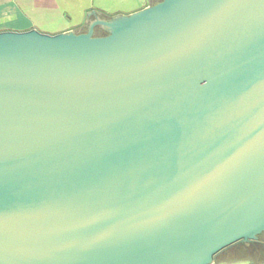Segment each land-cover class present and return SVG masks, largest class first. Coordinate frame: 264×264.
<instances>
[{
	"label": "water",
	"instance_id": "water-1",
	"mask_svg": "<svg viewBox=\"0 0 264 264\" xmlns=\"http://www.w3.org/2000/svg\"><path fill=\"white\" fill-rule=\"evenodd\" d=\"M96 12L0 32V264H213L258 241L264 0Z\"/></svg>",
	"mask_w": 264,
	"mask_h": 264
},
{
	"label": "crops",
	"instance_id": "crops-1",
	"mask_svg": "<svg viewBox=\"0 0 264 264\" xmlns=\"http://www.w3.org/2000/svg\"><path fill=\"white\" fill-rule=\"evenodd\" d=\"M162 0H0V32L37 29L47 34L84 31L97 11L102 19L129 15ZM143 6V7H142ZM102 28V26L95 27ZM213 264H264V240L242 242L217 255Z\"/></svg>",
	"mask_w": 264,
	"mask_h": 264
},
{
	"label": "flooded vegetation",
	"instance_id": "flooded-vegetation-1",
	"mask_svg": "<svg viewBox=\"0 0 264 264\" xmlns=\"http://www.w3.org/2000/svg\"><path fill=\"white\" fill-rule=\"evenodd\" d=\"M95 33L97 34V35H105V34H107V32H106V30H104V29H102V28H97L96 30H95ZM260 240H264V232L260 235V238H259Z\"/></svg>",
	"mask_w": 264,
	"mask_h": 264
},
{
	"label": "rangeland",
	"instance_id": "rangeland-1",
	"mask_svg": "<svg viewBox=\"0 0 264 264\" xmlns=\"http://www.w3.org/2000/svg\"><path fill=\"white\" fill-rule=\"evenodd\" d=\"M143 7V6H142ZM145 8V7H144Z\"/></svg>",
	"mask_w": 264,
	"mask_h": 264
}]
</instances>
